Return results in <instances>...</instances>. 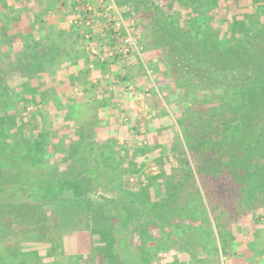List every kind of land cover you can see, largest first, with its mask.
I'll use <instances>...</instances> for the list:
<instances>
[{
	"label": "rangeland",
	"instance_id": "obj_1",
	"mask_svg": "<svg viewBox=\"0 0 264 264\" xmlns=\"http://www.w3.org/2000/svg\"><path fill=\"white\" fill-rule=\"evenodd\" d=\"M137 1L140 23L145 26L154 4L152 0ZM156 3L155 16L171 28L160 34L172 51V60L163 79L156 67L158 59L151 58L153 77L141 76L139 71L144 68L139 60H126L129 65H124L122 72L127 73V80L123 85L119 82L117 88V98L124 106L120 107L123 114L118 124L111 118L99 121L107 110L102 105L109 104L114 94L101 92L102 98L97 97L86 75L81 99L69 96L59 101V105L68 104L64 116V106L51 109L48 104L39 105V96L47 98V93L32 91L30 82L16 90L18 79L3 76L7 68L0 67L3 198L21 199L28 196L29 188L43 181L54 182L46 187L53 189L58 188L59 180L75 177L83 190L81 195L67 191L60 199H53L50 214L43 207V198V202L16 199L11 201L15 204L0 203V264H6L5 256L10 260L18 254L26 264H121L127 253L122 248L125 246L131 250L128 258L142 264H177L175 246L193 251L190 257L182 255L181 264H264V256L259 254L264 249V186L254 188L264 182V159L257 166L263 169L258 176L253 167H245L237 158L229 162L226 151L216 143L234 115L230 113L231 91L224 95V90L242 85L254 74L255 64L252 58H245L239 67L228 68L226 62L220 65H228L223 69L209 63L206 54L199 55L200 60L192 57L198 56V42L210 43L207 39L216 36L214 29H219L220 37L227 36L222 6L215 15L211 12L209 24L215 28L208 21L192 28L187 20L172 24L175 18H170L171 12L182 17L187 12L181 2ZM249 4L241 0L238 7L239 13H251L245 23L254 30H249V41H254L251 36L255 38L258 26L264 27V19L261 22L260 13ZM151 22L157 25L158 20L152 18ZM175 42L197 44L189 52L178 50ZM156 50L153 39L145 36L147 58ZM174 58L180 63L176 65ZM3 62L0 59V65ZM31 73L29 68L27 76ZM232 73L242 80H231ZM183 74L194 78L193 82L181 85ZM127 82L143 85L139 86L144 92L133 97L134 102L125 94ZM205 87L211 89L206 97ZM147 101L156 103L161 112L156 123L149 124L147 113L139 110ZM135 109L141 113L138 121ZM37 138H42V151L55 154V158H42ZM73 150V154L79 151L78 157L70 156ZM66 155L68 160H63ZM78 198L84 202H77ZM127 214L131 219L122 225L121 217Z\"/></svg>",
	"mask_w": 264,
	"mask_h": 264
},
{
	"label": "crops",
	"instance_id": "obj_2",
	"mask_svg": "<svg viewBox=\"0 0 264 264\" xmlns=\"http://www.w3.org/2000/svg\"><path fill=\"white\" fill-rule=\"evenodd\" d=\"M114 1L119 5L130 6L140 27L137 0L134 2L130 0ZM74 2L75 0L0 1V59L4 61L0 67L7 68L2 72V75L15 76L18 79L14 85L16 90L21 91L30 82L32 91L36 90L39 94L47 93V98L43 95L39 96L40 102L37 101L40 103L39 105L48 104L51 109L64 106V116L67 115L65 108L68 104L65 102L59 105V101L63 98L66 101L69 96L71 99H81L85 95L83 77L86 75L88 80L90 79L91 87L97 97L102 98L101 92L114 94L109 104L102 105L107 110L106 115L99 116V121L111 118L115 121L114 123L118 124L123 114V109L120 107L124 106L120 105L117 90L120 86L119 82L123 85V82L127 80V73L122 72L125 68L124 65L128 66L130 60H139L144 68L139 71L142 73V77L148 76L146 65L154 71V74L155 68L151 66V59L146 57L147 53L144 50L142 57L134 52L126 62L125 60L107 59L104 55L105 49L118 41L114 39L111 27L99 13L96 14L94 24L88 27V30L92 32V41L99 52L98 55L92 54L83 34L86 30L85 25L82 22H80L82 25L79 26L72 23L73 18L78 16ZM7 61L10 63H6ZM29 68H32L34 77H30L32 73L27 76ZM137 85L143 86L140 83ZM125 94L129 100H133V97L131 99L127 93ZM139 96H136L135 99ZM42 101L43 103H41ZM39 105L34 106L39 108ZM136 105H139L138 102ZM162 105L160 103V107ZM140 109L147 113L149 124L156 123L158 118L160 119L161 112L158 111L156 103L149 104L147 101L142 107L139 105ZM135 112L138 121L141 113L136 109ZM152 113L155 114L153 117H151ZM49 114L53 116L52 112ZM61 120L63 121L62 118ZM111 132L109 130V133ZM259 254L264 256V249H261Z\"/></svg>",
	"mask_w": 264,
	"mask_h": 264
},
{
	"label": "trees",
	"instance_id": "obj_3",
	"mask_svg": "<svg viewBox=\"0 0 264 264\" xmlns=\"http://www.w3.org/2000/svg\"><path fill=\"white\" fill-rule=\"evenodd\" d=\"M172 1L177 2V3L179 1L178 5H180V2H181L183 4L181 5L182 8L187 11L186 14H184V17H182L181 13L171 12L169 14L170 18L171 19L175 18L173 19V21L174 20L175 21L172 22V24L174 23L182 24L181 22H184L185 20H187V23H188L187 26H191L192 28L199 26L202 22L207 23V21H208L207 24L209 26H211L212 28H215V26H213L214 25L213 23H212L213 25L211 23L209 24V19L211 21L212 14L215 15V12L216 13L218 12L217 8H220V6H222L223 12L221 13L222 14L221 16L224 17L223 19L228 24L227 25L228 27H226V29H228L227 36L225 38L220 37V33L218 31L219 29L218 28L214 29L212 33H214L216 36L212 37L211 39H207V41H209L210 43H206L202 45L201 44L202 42L201 43L198 42V47L200 48L198 52L196 51V53H198V56L197 55L194 56L192 54V57L195 60L201 59V58L199 59V55L206 54V56L205 55L204 56L206 60H209L208 61L209 63H211L215 67L219 66L223 69L228 67V65L220 66L221 64L223 63L225 64L226 62H229L228 68L230 67L237 68L240 66V63L242 61L245 62V58L246 59L252 58V63L255 64L254 74L253 73H252L253 75L249 74L250 78H248L247 80H243L241 82L242 85L240 84L238 87L230 86L229 89L224 90V95L226 94V92L231 91L230 96H231V102L233 103L231 104V106L233 107L230 113L234 115L232 116L233 120L231 119L229 123H226V127H224L225 131L223 135L221 136V138L218 139V142L216 143H218L217 146L219 145L222 146L221 150L226 151V156L229 162L233 158H237L240 160V162L243 165H245V167H253L252 170L255 171L257 175L259 176L258 171L259 170L262 171L263 169L261 167L258 168L257 166L259 165L260 161H263L264 159V27L258 26V28L255 30L256 32L254 36L255 38L251 36V39L254 41H249V35H250L249 30H252V31L254 30L247 28L245 21L246 19H249L251 13L249 12L239 13L240 10H239L238 4L239 2H241V0H226V1H223V0H172ZM247 1L250 2L249 6H253L256 12L260 13V19L262 22V20L264 19V3H261L259 0H247ZM156 2L157 0H152L151 3L154 4L152 5V8L150 9L152 10L151 11L152 13H149L148 19L146 20L147 22L146 25L143 26L140 23L139 28L143 32L144 36H147L148 39H150V37L153 39V43L157 50H156V53L154 54L151 53L149 56H150V59L156 58L159 60V63L157 64V68L159 69L158 74H159V78L163 79L164 78L163 74H164V70L167 67V63L170 60H172L171 59L172 51L170 47L168 50L166 46L167 43L164 40V38L161 36V34H163L165 30L168 31V29H171V28H168L163 23L160 24V20L157 18V16H155L157 14V11L155 10H157L156 7L158 6V3ZM138 8H139V2H137V10ZM175 8L176 7L172 9H175ZM138 14L141 17V11H138ZM152 18L154 19V21L155 19L158 20L157 25L155 24L156 22L155 23L151 22ZM149 19L150 21H148ZM251 22L254 23V21H251ZM189 23H192V25H190ZM191 27H189V29L192 30ZM183 28L185 29V27ZM177 44L179 45H176V44L174 45L177 46L178 50L182 51L185 48V51L191 52L194 45H196L197 43L195 42V43H177ZM180 44H183V45H180ZM164 49L167 51H165ZM178 61L179 60L177 58H174V62L176 63V65L178 64ZM247 63H251V62L249 61ZM183 77H184L183 80L181 82L179 81L181 85H184L189 82H193L192 79L194 78H192L191 76L187 74L186 75L183 74ZM229 77L233 81L242 80V78L239 79L236 73H232L231 75H229ZM188 79H190L191 81H187ZM216 87L219 89L221 85L216 84ZM238 88L239 90H241L240 92L236 91V89L238 90ZM208 90H211V89L205 87L204 89L205 97L209 94L207 93L209 92ZM194 96L195 98H197L196 95ZM1 116H2V111H0V117ZM1 127L2 126L0 124V128ZM41 139L37 138L35 142L39 147L38 153L41 154L43 159L44 157L45 158H49V157L55 158L54 157L55 154L42 151L40 147L42 145ZM73 152L74 150L71 152L70 156L78 157L79 151L78 152L75 151L74 154ZM120 158L122 159L123 156H121ZM62 159L68 160V156L67 155L66 157L63 156ZM121 164H125V162L121 161ZM254 166L257 167V169ZM79 181L80 180H78V178L76 177L74 179H70V178L61 179L57 183L58 188H55L56 187L55 186L53 189L52 187L50 188H46V187H48V185L50 184H53L54 182L43 181L39 183L37 187L34 186L32 188H29L28 190H30L29 191L30 193L28 194L27 197H23V198L20 197L21 199L19 198H16V199L21 200V201L25 200L27 202H31V201H34L35 199L42 200L43 198L44 200H46V202L44 201L45 203H43V207L50 214V212L52 211L51 209L53 208V205H54L53 203L57 200V198L60 199V197H62V195L65 194L64 192L71 191L74 193V195H76L77 193L78 195L82 194L83 190H82L81 185L79 184ZM263 186H264V182L262 181V182L256 183L254 188L255 190L257 189L261 190V187ZM2 188L3 186L0 185V203L15 204V203H12L11 201L15 202L16 199H13V200L10 199L13 196L7 197L8 199L3 198L5 194H2L3 193ZM47 199H50V200H47ZM53 199H55V201L52 202ZM74 200L76 201V199ZM77 202L81 203V202H84V200L82 201L81 198H78ZM130 219H131V215H128V214L126 216L121 217L122 225H126ZM114 238L116 237H113L111 239L112 242L115 241ZM2 243L3 241L0 238V245ZM175 247H176L174 248L175 252L178 254V258H179V261H177L178 262L177 264H181V262L184 261V259H182L183 254H184L183 256H186V257H190L193 255L192 253L193 251H191V249L189 248L187 249L183 247L181 248H177V246ZM122 248L124 249V251L126 250L127 253L125 254V258L122 259L121 264H142L138 259L130 258L131 256L128 258V255L131 254L130 253L131 250L128 248V246H125ZM122 248L121 250H123ZM215 252L217 253L216 247H215ZM46 257L50 258L51 255L47 253ZM71 258H74V257H71ZM5 259H6V264H17L21 260H22V264H26L24 260L21 259L19 254L17 256H14L12 259H10L11 261L7 259L6 256H5ZM72 263L74 264L75 261H73Z\"/></svg>",
	"mask_w": 264,
	"mask_h": 264
},
{
	"label": "built area",
	"instance_id": "obj_4",
	"mask_svg": "<svg viewBox=\"0 0 264 264\" xmlns=\"http://www.w3.org/2000/svg\"><path fill=\"white\" fill-rule=\"evenodd\" d=\"M74 8L78 14L73 18L72 23L85 25L84 36L87 39V47L92 54L98 55L99 52L92 41V32L88 27L94 24L97 13L101 14L113 31L114 39L118 42L108 47L104 51L107 59L126 61L134 52L142 57L145 48L144 34L138 26L134 13L130 6L119 5L114 0H75ZM97 14V15H96ZM146 73L149 77L154 76V71L146 65ZM129 97L138 96L143 89L134 83L125 86ZM146 91V89H144Z\"/></svg>",
	"mask_w": 264,
	"mask_h": 264
},
{
	"label": "water",
	"instance_id": "obj_5",
	"mask_svg": "<svg viewBox=\"0 0 264 264\" xmlns=\"http://www.w3.org/2000/svg\"><path fill=\"white\" fill-rule=\"evenodd\" d=\"M154 115H155V114H154V113H152V114H151V117H153Z\"/></svg>",
	"mask_w": 264,
	"mask_h": 264
}]
</instances>
